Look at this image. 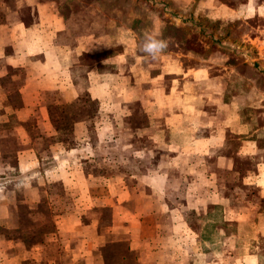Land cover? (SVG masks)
<instances>
[{
    "label": "crops",
    "instance_id": "1",
    "mask_svg": "<svg viewBox=\"0 0 264 264\" xmlns=\"http://www.w3.org/2000/svg\"><path fill=\"white\" fill-rule=\"evenodd\" d=\"M140 1L150 24L119 0H0V141H17L14 172L62 188L51 218L77 260L123 241L124 264H264V106L230 95L232 71L212 74L208 55L141 51L196 12L264 17V0ZM67 106L82 110L71 142L52 114Z\"/></svg>",
    "mask_w": 264,
    "mask_h": 264
},
{
    "label": "rangeland",
    "instance_id": "2",
    "mask_svg": "<svg viewBox=\"0 0 264 264\" xmlns=\"http://www.w3.org/2000/svg\"><path fill=\"white\" fill-rule=\"evenodd\" d=\"M219 1L230 7H237L243 2V0ZM119 2L121 8L126 4L131 10L128 11L130 21L150 24L151 14L144 10L146 7L142 5V1L133 0L130 3L129 0H119ZM110 5L111 3L102 2V7L106 9L110 8ZM188 7L185 10L182 7L181 9L188 11ZM149 11L151 12V9ZM191 16H193L191 20H195L197 25L183 26L164 34L167 41L166 49L212 57L214 65L210 70L212 74H216V69L221 68L222 64L228 65L232 71L228 77L229 94L235 95L236 99L239 97L244 102L258 103L262 109L264 17L257 16L246 20L230 17L210 22L205 19L203 12H196ZM251 37L262 38L258 46L248 40ZM185 60V66H198V62L191 58ZM82 99L84 105H87L85 111L94 109L85 97ZM81 112L82 110L75 106L53 110L52 114L57 121L55 126L62 133L61 139L64 141L71 142V122ZM39 143V148L45 147L49 140L43 139ZM16 146L17 141L14 139L0 141V147L4 152V155L0 156V264H124L120 257L124 258L127 255L129 263L132 262V256L125 251L126 244L123 241L112 242L102 252H86L84 258L80 260H77L76 251L64 250L60 238L56 236V224L51 215L59 212V204L62 203L63 209L65 208L62 202L66 199L65 194L59 185L47 186L40 183L34 188L33 182L20 179L21 176L13 169L15 158L12 153ZM49 198H52L53 203ZM54 201L61 202L57 204ZM107 214V211L102 212L103 217Z\"/></svg>",
    "mask_w": 264,
    "mask_h": 264
},
{
    "label": "clouds",
    "instance_id": "3",
    "mask_svg": "<svg viewBox=\"0 0 264 264\" xmlns=\"http://www.w3.org/2000/svg\"><path fill=\"white\" fill-rule=\"evenodd\" d=\"M167 48V41L146 36L141 51L147 54L152 60H156Z\"/></svg>",
    "mask_w": 264,
    "mask_h": 264
},
{
    "label": "trees",
    "instance_id": "4",
    "mask_svg": "<svg viewBox=\"0 0 264 264\" xmlns=\"http://www.w3.org/2000/svg\"><path fill=\"white\" fill-rule=\"evenodd\" d=\"M186 20H188V19H186ZM180 28H182V27H177V26L169 25V26L165 29L164 34L167 33V31H169V30H173V31H175L176 29H180Z\"/></svg>",
    "mask_w": 264,
    "mask_h": 264
}]
</instances>
